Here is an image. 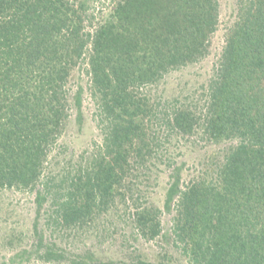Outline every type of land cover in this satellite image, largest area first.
<instances>
[{"label": "trees", "instance_id": "obj_1", "mask_svg": "<svg viewBox=\"0 0 264 264\" xmlns=\"http://www.w3.org/2000/svg\"><path fill=\"white\" fill-rule=\"evenodd\" d=\"M218 8L217 0H0V192L34 194L54 231L95 225L123 203L140 234L154 239L161 211L132 197L158 135L232 142L186 183L173 168L171 233L192 264H264V0H236L201 106L151 94L166 74L208 57ZM76 67L89 78L102 140L60 166L51 157L70 116ZM81 95L79 87L72 97L78 121ZM42 247L44 264L65 259L40 238L36 252ZM92 258L86 252L73 264Z\"/></svg>", "mask_w": 264, "mask_h": 264}, {"label": "rangeland", "instance_id": "obj_2", "mask_svg": "<svg viewBox=\"0 0 264 264\" xmlns=\"http://www.w3.org/2000/svg\"><path fill=\"white\" fill-rule=\"evenodd\" d=\"M217 1L219 24L212 36L208 57L166 74L151 89V94L161 98L162 102L177 98L191 108L195 103L201 106L198 101L201 86H205L209 80L213 65L221 54L225 33L236 16V0ZM89 86V78L84 71L77 67L72 70L67 81L70 116L57 143L60 147L54 150L53 157L50 156L52 164L59 161L62 166L66 159H78L85 151L88 157L101 143L98 108L90 97ZM79 87L82 89L80 121L72 105V97ZM161 130L165 131L164 128ZM201 137L174 133L168 137L158 135L154 147L156 154L147 164L148 170L138 171L132 202L135 200L140 205L148 203L161 211V230L156 238L150 239L140 234L132 217L125 215L127 206L123 203H117L102 214L95 225L73 231L50 230L46 227L49 211L45 205L37 210L34 194L6 189L0 192V264H44L37 256L45 251L44 247L36 252L40 238L45 246L55 244L66 253L59 264H73L76 256L85 255L86 252L93 254L92 260L86 261V264H132L137 259L152 264H192L188 257L182 255L177 243L174 244L171 228L175 202L169 211L165 209L172 170L180 167L181 182L186 183L204 171L209 162L216 161L218 153L232 145L227 141L212 144ZM58 152L57 158L55 155ZM136 174L134 172L131 176ZM125 182L131 186L133 184L131 177ZM129 203L128 206L131 201Z\"/></svg>", "mask_w": 264, "mask_h": 264}]
</instances>
